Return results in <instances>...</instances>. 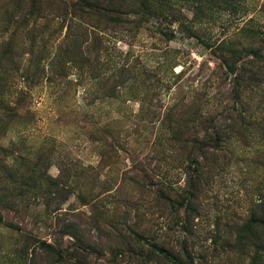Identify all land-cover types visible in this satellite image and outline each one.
Returning a JSON list of instances; mask_svg holds the SVG:
<instances>
[{"label": "rangeland", "instance_id": "obj_1", "mask_svg": "<svg viewBox=\"0 0 264 264\" xmlns=\"http://www.w3.org/2000/svg\"><path fill=\"white\" fill-rule=\"evenodd\" d=\"M0 264H264V0H0Z\"/></svg>", "mask_w": 264, "mask_h": 264}, {"label": "trees", "instance_id": "obj_2", "mask_svg": "<svg viewBox=\"0 0 264 264\" xmlns=\"http://www.w3.org/2000/svg\"><path fill=\"white\" fill-rule=\"evenodd\" d=\"M49 248H51L52 249V247L51 246H48ZM158 250L161 252V253H165L162 249H160V248H158ZM166 255V254H165ZM176 261V260H175Z\"/></svg>", "mask_w": 264, "mask_h": 264}]
</instances>
